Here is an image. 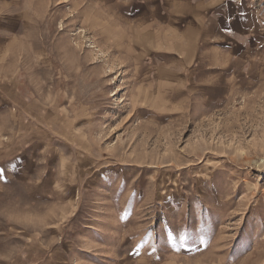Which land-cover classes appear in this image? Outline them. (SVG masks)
Wrapping results in <instances>:
<instances>
[{
  "label": "rangeland",
  "instance_id": "1",
  "mask_svg": "<svg viewBox=\"0 0 264 264\" xmlns=\"http://www.w3.org/2000/svg\"><path fill=\"white\" fill-rule=\"evenodd\" d=\"M224 4L261 26L233 91L0 0V264H264V0Z\"/></svg>",
  "mask_w": 264,
  "mask_h": 264
},
{
  "label": "crops",
  "instance_id": "2",
  "mask_svg": "<svg viewBox=\"0 0 264 264\" xmlns=\"http://www.w3.org/2000/svg\"><path fill=\"white\" fill-rule=\"evenodd\" d=\"M73 1L95 14L102 28L94 32L101 34L105 48L134 54L143 50L155 67L182 63L194 73L201 66L205 80L227 83L231 91L254 82L251 54L261 26L251 9L237 14L233 8L225 9L224 0Z\"/></svg>",
  "mask_w": 264,
  "mask_h": 264
}]
</instances>
